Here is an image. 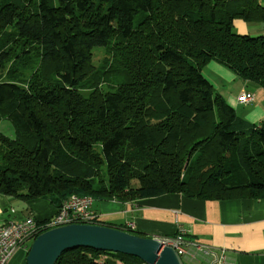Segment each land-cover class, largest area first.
<instances>
[{"label":"trees","instance_id":"trees-1","mask_svg":"<svg viewBox=\"0 0 264 264\" xmlns=\"http://www.w3.org/2000/svg\"><path fill=\"white\" fill-rule=\"evenodd\" d=\"M237 20L264 25V5L0 0V124L14 127L0 130V193L30 189L22 196L57 208L74 194L263 199L264 124L241 118L202 73L217 61L264 88V35L234 32ZM119 263L144 264L89 247L57 262Z\"/></svg>","mask_w":264,"mask_h":264},{"label":"crops","instance_id":"crops-1","mask_svg":"<svg viewBox=\"0 0 264 264\" xmlns=\"http://www.w3.org/2000/svg\"><path fill=\"white\" fill-rule=\"evenodd\" d=\"M259 1L264 5V0ZM241 22L245 21L237 20L235 25ZM248 23L254 24L248 27L251 32L262 35L263 24ZM239 89L228 102L234 108L236 104L244 105L237 101L241 92L254 94L245 83ZM252 103H256V107L248 110V113L244 111L246 116L236 112L252 123L263 125L264 108L257 105L255 94L254 101L249 104ZM30 193V189L19 195L0 193V227L29 215L39 220L55 216L57 207L40 196L25 197ZM92 210L99 219L113 226H133L132 229L151 237L175 235L179 229H184L187 241L213 249V254L199 253L194 260L188 255L184 256L185 264H264V198L212 201L182 194H165L129 202L95 200ZM191 250L195 249L191 247ZM26 255V248L18 250L9 264H26Z\"/></svg>","mask_w":264,"mask_h":264},{"label":"water","instance_id":"water-1","mask_svg":"<svg viewBox=\"0 0 264 264\" xmlns=\"http://www.w3.org/2000/svg\"><path fill=\"white\" fill-rule=\"evenodd\" d=\"M79 247L132 255L147 264H185L174 248L157 238L95 223H72L41 233L27 251L26 264H57L64 251Z\"/></svg>","mask_w":264,"mask_h":264},{"label":"built area","instance_id":"built-area-1","mask_svg":"<svg viewBox=\"0 0 264 264\" xmlns=\"http://www.w3.org/2000/svg\"><path fill=\"white\" fill-rule=\"evenodd\" d=\"M242 92L237 101L240 104H249L254 101V94ZM94 202H75L66 204V200L58 208L54 217L46 220H39L34 215H29L19 221H10L3 226H10V233H3V226L0 227V264H9L15 253L20 249H27L29 241L34 240L41 233H36V226L48 225V230L72 223H95L98 219L92 210ZM133 228V226H130ZM186 231L179 229L178 233L170 236L155 237L163 246L174 248L184 258L190 256L196 259L199 253L206 255L213 254L210 246L189 242L186 239ZM193 247L195 250H191ZM184 260V259H183ZM147 264V263H145Z\"/></svg>","mask_w":264,"mask_h":264},{"label":"rangeland","instance_id":"rangeland-1","mask_svg":"<svg viewBox=\"0 0 264 264\" xmlns=\"http://www.w3.org/2000/svg\"><path fill=\"white\" fill-rule=\"evenodd\" d=\"M241 23L234 25V32L239 33V34H249L252 36H257V34H259V33L251 32L250 31L251 29H248L250 25H254V24L248 23V22L247 23L241 22ZM262 29L263 31L260 34L264 35V25H262ZM105 52L106 50L102 48L95 50L94 52L95 64L97 66L105 65V57H108ZM202 73L205 76V78H207L209 82L214 86L215 91L223 95L225 99L227 100V102H229L230 97L232 98V96H236L237 91L240 90L239 89L240 86L244 85L245 83L244 80L239 75H237L233 70L229 69L228 67H226L225 65L217 61H213L209 65L205 66L202 70ZM245 84L249 87L250 90L254 92L255 95H257V105H260L262 106V108H264V88L256 87L247 82ZM248 93H252V92H248ZM255 107H256V103L235 105L236 111L238 112L239 115H242V116H246L245 115L246 113L244 111L247 112L251 108L254 109ZM241 118L246 119L247 117L246 118L241 117ZM0 130L3 133H5L7 136L14 137V127L12 126V123L9 120H3L1 122ZM32 242L33 240L28 242L27 251L30 249ZM102 259H104V257H102L101 260Z\"/></svg>","mask_w":264,"mask_h":264},{"label":"bare ground","instance_id":"bare-ground-1","mask_svg":"<svg viewBox=\"0 0 264 264\" xmlns=\"http://www.w3.org/2000/svg\"><path fill=\"white\" fill-rule=\"evenodd\" d=\"M91 196L71 195L66 199V204H74L75 202H94ZM48 230V225L36 226V233H43ZM3 233H10V226H3Z\"/></svg>","mask_w":264,"mask_h":264}]
</instances>
